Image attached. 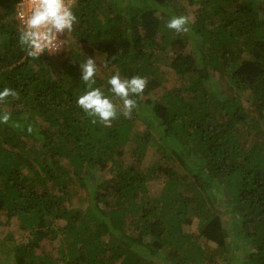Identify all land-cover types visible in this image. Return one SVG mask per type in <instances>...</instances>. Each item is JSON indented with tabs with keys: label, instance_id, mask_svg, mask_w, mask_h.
I'll return each mask as SVG.
<instances>
[{
	"label": "trees",
	"instance_id": "1",
	"mask_svg": "<svg viewBox=\"0 0 264 264\" xmlns=\"http://www.w3.org/2000/svg\"><path fill=\"white\" fill-rule=\"evenodd\" d=\"M18 1L0 0V90L18 93L0 108V214L28 236L0 221L6 264H264V0H76L65 48L38 59ZM177 15L189 32L165 26ZM86 58L109 96L115 72L147 78L130 119L77 106ZM162 65L180 85L161 86Z\"/></svg>",
	"mask_w": 264,
	"mask_h": 264
},
{
	"label": "clouds",
	"instance_id": "2",
	"mask_svg": "<svg viewBox=\"0 0 264 264\" xmlns=\"http://www.w3.org/2000/svg\"><path fill=\"white\" fill-rule=\"evenodd\" d=\"M75 3L76 0H28V11L21 17L22 29L18 37L27 57L38 59L44 53L53 54L65 48V35L71 33L77 23L73 12ZM189 23L188 16L177 15L169 19L165 26L176 33H187ZM61 36L64 38L61 39ZM80 69V79L87 90L78 96L76 103L91 118L92 124L111 127L120 115L128 119L132 117L133 109L137 107L132 97L143 93L147 86L146 77L121 78L120 73L115 72L107 80L109 96L102 87H94L98 71L94 59L86 58L80 63ZM9 97L18 98V93L9 87L0 90V103ZM9 120L10 113L5 111L0 114V123L7 124ZM13 126L20 127L19 124ZM27 131H33L31 125Z\"/></svg>",
	"mask_w": 264,
	"mask_h": 264
},
{
	"label": "rangeland",
	"instance_id": "3",
	"mask_svg": "<svg viewBox=\"0 0 264 264\" xmlns=\"http://www.w3.org/2000/svg\"><path fill=\"white\" fill-rule=\"evenodd\" d=\"M188 9V8H187ZM191 9V8H190ZM158 13V12H156ZM190 19V18H189ZM95 60L98 61V58H96ZM96 62V61H95ZM97 63V62H96ZM98 65V64H97ZM162 69H164L165 73H164V78L162 80V85L161 86H178L180 85V82L178 81L177 77L174 75V73H172V71L168 70L167 68H165L164 65L161 66ZM215 89H220L219 91H222V84H218L215 86ZM162 88L156 89L155 91H153L155 94V96L159 95V92L161 91ZM241 102L243 107L248 108L249 106V102L246 100L245 97L241 98ZM0 108L3 110H9L8 105H5V103H0ZM252 114V112H251ZM155 160V156H148V158H146L145 163L147 162L148 164H151L153 161ZM151 162V163H150ZM95 176H98L100 179H103V177L101 176V174L99 175L98 172L95 173ZM78 187V186H77ZM70 190H75L76 194L73 196L71 202L72 204H74L75 206H78L80 208H84L86 205V199L84 198L83 195H86L87 190H85L84 188H78L75 189V187L70 188ZM158 190V185L157 182L152 181V183L149 184V189L148 191H157ZM83 194V195H82ZM82 197V198H81ZM6 218V214L1 213L0 214V221L4 223V231L7 233H10L13 236V239L17 242H24L27 239V234L21 230L18 226H19V222L15 217H12L11 219H9L8 221H5ZM191 231L195 230V225H191L189 228ZM1 237H3L2 234H0ZM39 248L37 250H35L36 253H40L42 250L44 251H51L52 253L54 252V245L49 244L48 242L45 243H41L39 244ZM3 252L0 251V264H6V257L2 254Z\"/></svg>",
	"mask_w": 264,
	"mask_h": 264
},
{
	"label": "built area",
	"instance_id": "4",
	"mask_svg": "<svg viewBox=\"0 0 264 264\" xmlns=\"http://www.w3.org/2000/svg\"><path fill=\"white\" fill-rule=\"evenodd\" d=\"M27 11H28V0H19L16 3V18L18 22L20 23V26H21L20 29H22L21 17L24 16L27 13ZM60 38L63 39L62 36ZM61 49L53 54L59 53Z\"/></svg>",
	"mask_w": 264,
	"mask_h": 264
}]
</instances>
